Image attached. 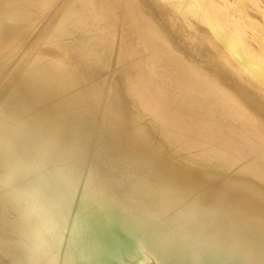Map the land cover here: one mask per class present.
<instances>
[{
	"label": "bare ground",
	"instance_id": "obj_1",
	"mask_svg": "<svg viewBox=\"0 0 264 264\" xmlns=\"http://www.w3.org/2000/svg\"><path fill=\"white\" fill-rule=\"evenodd\" d=\"M200 1L0 0V264H264V0Z\"/></svg>",
	"mask_w": 264,
	"mask_h": 264
},
{
	"label": "water",
	"instance_id": "obj_2",
	"mask_svg": "<svg viewBox=\"0 0 264 264\" xmlns=\"http://www.w3.org/2000/svg\"><path fill=\"white\" fill-rule=\"evenodd\" d=\"M101 241H102V243L103 244H107V245H110V247H111V250H115L116 248H118V247H115V245L116 244H119V243H122V238L120 237V236H118V233H116V232H113V233H111V234H108L106 237H103V238H101ZM120 241V242H119ZM101 243V244H102ZM119 254H120V256H119V259L122 257V259H123V257H124V255H126V252H124L123 250H119V252H118ZM121 259V260H122Z\"/></svg>",
	"mask_w": 264,
	"mask_h": 264
},
{
	"label": "rangeland",
	"instance_id": "obj_3",
	"mask_svg": "<svg viewBox=\"0 0 264 264\" xmlns=\"http://www.w3.org/2000/svg\"><path fill=\"white\" fill-rule=\"evenodd\" d=\"M198 2L200 1V0H197ZM202 1V0H201ZM200 1V2H201ZM210 2H212V0H210ZM212 9L213 8H211V10L209 11L210 12V14H209V12H208V15H211V16H216V14L218 15L221 11H224V9L222 10V9H220L219 7H217L216 9H214V11L213 12H215V10H216V14H214L213 12H212ZM218 9V10H217ZM220 9V10H219ZM225 11H226V9H225ZM212 12V13H211ZM230 21H228V20H225L224 19V21H222V24H223V26H225V27H228L229 25H230Z\"/></svg>",
	"mask_w": 264,
	"mask_h": 264
}]
</instances>
